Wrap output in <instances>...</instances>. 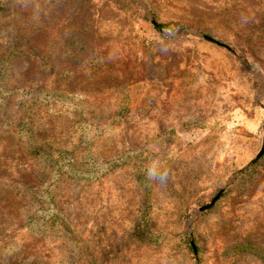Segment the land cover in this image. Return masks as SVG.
Masks as SVG:
<instances>
[{
    "label": "rangeland",
    "instance_id": "374dc122",
    "mask_svg": "<svg viewBox=\"0 0 264 264\" xmlns=\"http://www.w3.org/2000/svg\"><path fill=\"white\" fill-rule=\"evenodd\" d=\"M263 123L264 0H0V264H264Z\"/></svg>",
    "mask_w": 264,
    "mask_h": 264
},
{
    "label": "water",
    "instance_id": "95a60500",
    "mask_svg": "<svg viewBox=\"0 0 264 264\" xmlns=\"http://www.w3.org/2000/svg\"><path fill=\"white\" fill-rule=\"evenodd\" d=\"M150 21L154 24V26L158 27L161 31H164L163 25L160 22H158L156 19H154L152 16L150 17ZM185 31L187 33H191V34H197V32L195 30H193V29H186ZM201 36L204 39L213 40V41L217 42L212 37H210V36H208L206 34H201ZM263 155H264V123H263V142H262V146H261V149L259 150V152L245 166H243L242 168H240L232 176L231 180H229L226 184H224V186L221 188V190L219 191V193L213 198V200L211 202H209L208 204H205L203 206L198 207L197 208V212L206 211V210L210 209L212 206H214V204L224 195V193L226 192V190L228 189V187L231 185L232 180L235 177H237L240 174H242L243 172H245L253 164H255ZM189 237H190L191 244L194 247V250L196 251V245L194 243L193 233H192V230L191 229H189ZM196 260H197V264H200L198 256H196Z\"/></svg>",
    "mask_w": 264,
    "mask_h": 264
},
{
    "label": "clouds",
    "instance_id": "9594fccd",
    "mask_svg": "<svg viewBox=\"0 0 264 264\" xmlns=\"http://www.w3.org/2000/svg\"><path fill=\"white\" fill-rule=\"evenodd\" d=\"M149 179H159L161 181L167 179L166 173H161L157 171L156 169H150L147 173Z\"/></svg>",
    "mask_w": 264,
    "mask_h": 264
},
{
    "label": "trees",
    "instance_id": "16d2710c",
    "mask_svg": "<svg viewBox=\"0 0 264 264\" xmlns=\"http://www.w3.org/2000/svg\"><path fill=\"white\" fill-rule=\"evenodd\" d=\"M132 1V0H130ZM164 28H171L172 27V23H166V24H162ZM191 250H192V247L190 246ZM243 248H246L247 249V246H245V244H243Z\"/></svg>",
    "mask_w": 264,
    "mask_h": 264
}]
</instances>
